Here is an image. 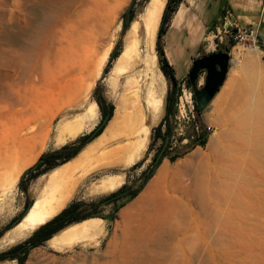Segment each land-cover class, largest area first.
<instances>
[{"label": "rangeland", "instance_id": "374dc122", "mask_svg": "<svg viewBox=\"0 0 264 264\" xmlns=\"http://www.w3.org/2000/svg\"><path fill=\"white\" fill-rule=\"evenodd\" d=\"M129 2L130 0H0V142L19 138L24 142V158L33 156L30 163L22 169L16 184L7 190L9 192L3 193L0 188V239L23 217L28 203H32L36 197L38 182L45 180L49 171L64 162L58 158L51 167L45 163L30 173H26L27 170L41 156L56 152L63 146H80L79 152L94 141L104 128L85 142L101 122L108 107H111L110 117L113 114L128 77L134 75L140 79V83H151L153 94L161 101L160 117L150 129L144 158L118 173L125 177L123 184L117 190L102 196L87 194L85 190L89 183L106 173L97 171L88 175L69 202H81L82 215L90 214L103 220L104 230L96 243L85 247L77 243L64 248L47 247L45 243H40L27 251L23 264H210L208 253L198 255L199 229L197 219L195 220L198 207L194 196L197 177L188 172L181 175V188L171 193V196L180 200L182 213L172 220L168 230L171 233H164L157 258L136 263L134 257H127V253L122 250L123 240L120 239L117 249L109 244L116 229L119 212L141 193L163 162L173 165L179 160L185 165L204 161L203 165L206 169L209 168L207 172L210 176L213 175L214 168L219 166L222 158L220 143L218 144L223 136L220 118L228 109L229 97L246 77L264 79V39L259 35L254 38L243 36L241 32L247 29L239 26L212 22V19L209 20L211 13L208 10L203 13L195 7L192 0H181L176 10L180 7L183 17L180 23L174 24L172 20L175 10L165 23L158 43H153L155 58L151 59L149 55L141 53L131 70L118 78H111L113 62L123 48V37L132 21L144 14L149 0L134 1L129 12L132 21L124 29L125 9ZM166 3L167 0L163 10ZM114 9L115 17L111 19L110 13ZM97 13L110 22L102 23L100 17L99 23ZM230 40L233 41L232 45L229 44ZM156 45L162 49L173 69L175 84L159 69ZM236 45L242 46V55L251 47H257L260 50L258 63L244 61L237 66L229 64L224 81L214 97L204 109H196L192 87L187 80L192 61L218 48L226 49L230 59ZM112 50L111 60L104 62L105 55L109 56ZM101 61L104 62V74L98 81L102 71L98 75L95 70L98 67L95 65L102 64ZM202 78L203 75L200 74L197 87L202 83ZM172 93L175 96L173 113L166 116V99ZM93 102L96 104L95 114L81 135L68 139L65 145H55L58 125L82 115ZM158 125L162 137L156 138L154 128ZM202 132L205 133V138L204 145L200 146L197 140ZM165 137L168 142L162 157L153 165V158L159 152ZM211 140L215 142L208 146ZM67 152L64 151L61 156ZM124 189L126 193L117 196ZM107 197L112 198L104 202ZM207 225L209 226L208 223ZM27 238L8 246L0 244V253ZM20 256L18 253L16 257H6L0 262L17 264ZM215 264H222V261L217 257Z\"/></svg>", "mask_w": 264, "mask_h": 264}, {"label": "bare ground", "instance_id": "6f19581e", "mask_svg": "<svg viewBox=\"0 0 264 264\" xmlns=\"http://www.w3.org/2000/svg\"><path fill=\"white\" fill-rule=\"evenodd\" d=\"M164 2L149 0L144 14L132 21L123 37L122 51L113 62L111 78H118L131 70L141 53L155 58L153 43ZM115 13V9L110 13L111 19ZM97 16L98 20L101 15L97 13ZM182 17L179 7L174 13L173 23L177 25ZM101 21L110 22L102 17ZM242 50L239 45L233 48L229 64L258 63L260 50L257 47H251L245 55H242ZM104 62L95 65L98 75ZM229 98L228 109L226 107L220 118L223 136L218 144L221 145L222 158L213 175L207 172L209 168L203 165L204 161L185 165L179 160L173 165L163 162L141 193L119 212L109 245L117 249L120 239L123 240L121 249L127 257H134L136 263L157 258L163 235L171 233L168 230L172 220L182 213L180 200L171 193L181 188V175L188 172L197 177L194 196L198 207L195 217L199 229L198 255L208 253L210 264H215L217 257L222 264H264V79L246 77ZM160 106L161 101L153 94L151 83H140L134 75L128 77L103 132L76 157L53 168L45 175V180L38 182L35 199L19 223L2 236L0 244L8 246L23 240L54 218L92 173L106 172L89 183L85 190L87 194L102 196L117 190L125 179L118 173L144 158L150 129L160 117ZM95 108L93 102L82 115L61 122L57 127L55 145L61 146L83 132L92 120ZM214 142L209 141L208 146ZM32 157L24 158V142L19 138L0 142V188L3 193L16 184ZM103 230L102 219L88 218L65 228L44 243L54 248L77 243L85 247L95 244Z\"/></svg>", "mask_w": 264, "mask_h": 264}, {"label": "trees", "instance_id": "16d2710c", "mask_svg": "<svg viewBox=\"0 0 264 264\" xmlns=\"http://www.w3.org/2000/svg\"><path fill=\"white\" fill-rule=\"evenodd\" d=\"M180 2H181V0H167L166 6H165V8H164V10H163V12L161 14V21L163 23H162V26H161L160 35L163 32V28L165 26V23H167V21L170 19L171 15L175 12V10H176L177 6L180 4ZM128 18H129V21L131 22L132 19H131L130 15L128 16ZM229 44L232 45L233 41L230 40ZM156 50L158 51V55H159V69H160V71L163 73L164 76L168 77L173 84H175L176 81H175V78H174L173 69L168 64V62H167V60H166V58H165V56H164V54L162 52V49L158 45H156ZM166 100H167L166 116H168V115L173 113V104H174V101H175V96L173 95V93L168 95ZM194 107L197 109L195 104H194ZM106 111H109L111 113V107H108ZM154 132L156 133L155 134L156 138L162 137V134H160L159 125L154 128ZM100 134L101 133H99L97 136H99ZM204 138H205V133L204 132L199 134L198 140H197L198 145H200V146L204 145ZM79 147L76 146V147L71 148L69 146H63L62 148H60L56 152L44 155L42 162L40 164H38L35 168H33L32 171H34L40 165H43L45 163H48L49 167H51V166L54 165L53 162L56 159H58V158H61V160L64 163L70 161L71 159L76 157L78 155V153L82 150L81 149L78 152ZM64 151H68V152H67L66 155L61 156V154ZM156 155L154 156V158L156 157ZM154 158H153V160H154ZM174 159H175V157L174 158H170V161H173ZM153 165H156V164L154 163ZM32 171H30V168H29L26 173H30ZM149 176H151V172L149 173ZM107 199L109 200L110 197L109 198L107 197ZM81 206H82L81 202H72V203L68 204L54 218H52L51 220H49L45 224H43L40 227H38L35 231H33V233L26 240H24L23 242L13 246L12 248L7 250L6 252L0 253V260L3 259V258H6V257H8V258L16 257V254L20 253L21 256L17 259V261H18L17 264H23V262H24V260L26 258L27 251L30 248L36 247L40 243H42L44 241L47 242L53 236L58 234L60 231L64 230L65 228H67V227H69L71 225H74V224H77L79 222H82V221H84V220H86L88 218H93V216L90 215V214L82 215V212H81V209H80ZM0 263H2V262H0Z\"/></svg>", "mask_w": 264, "mask_h": 264}, {"label": "water", "instance_id": "95a60500", "mask_svg": "<svg viewBox=\"0 0 264 264\" xmlns=\"http://www.w3.org/2000/svg\"><path fill=\"white\" fill-rule=\"evenodd\" d=\"M134 1L135 0H130V2L128 3V5L125 9L124 29L128 26V23H129L128 16H129V12L132 8ZM162 23L163 22L160 20L158 27L156 29V33H155V37H154V41L156 44L158 43L159 38H160ZM112 56H113V50L110 52V54L108 56L107 63L111 60ZM229 63H230L229 62V54L228 53H220V52L214 53V54H209V55L197 58L192 62L190 69L187 73V80L192 87V96L194 98V102H195L197 109H199V110L204 109L206 107V105L214 97V95L218 91V88L221 86L222 82L224 81ZM202 71L204 74L205 82H204V85L201 88H199L195 85H196L197 80L200 76V72H202ZM103 74H104V72L102 71V74L100 75L98 81L101 80ZM110 114L111 113L109 111H106V113L103 115L101 122L91 132V134L86 138L85 142H87V140L92 138L97 132L102 130V128L104 127L106 122L109 120ZM167 142H168V138L165 137L163 145L161 146L159 152L157 153L156 157L153 160V162L155 164H157L158 160L162 157V154H163L164 149L167 145ZM43 156H41L39 158V160H37V162L30 168V171H32L33 168H35L38 164H40L42 162ZM123 194L124 193H119V194H117V196H121ZM111 198L112 197H110V199ZM107 200H104V202ZM30 204H31V202L28 203L27 208L30 206ZM26 210H25V212H26ZM44 242H42V243H44Z\"/></svg>", "mask_w": 264, "mask_h": 264}, {"label": "crops", "instance_id": "0c3cea01", "mask_svg": "<svg viewBox=\"0 0 264 264\" xmlns=\"http://www.w3.org/2000/svg\"><path fill=\"white\" fill-rule=\"evenodd\" d=\"M200 11L211 13L209 20L225 26L249 29L264 39V0H192Z\"/></svg>", "mask_w": 264, "mask_h": 264}, {"label": "flooded vegetation", "instance_id": "af4514ba", "mask_svg": "<svg viewBox=\"0 0 264 264\" xmlns=\"http://www.w3.org/2000/svg\"><path fill=\"white\" fill-rule=\"evenodd\" d=\"M218 52H220V53H227V51H226V49H222V48H218V49H216L215 51H213V52H211V53H209V54H214V53H218ZM209 54H207V55H209ZM203 56H206V55H202V56H200V57H203ZM199 57V58H200ZM197 59V58H196ZM194 61V60H193ZM192 61V62H193ZM217 69V68H216ZM200 74L201 75H203V78H202V83H199L198 84V87L199 88H201L203 85H204V82H205V79H204V74H203V71L202 72H200ZM196 85H197V83H196ZM195 85V86H196ZM103 115H104V113H103ZM156 155V154H155ZM119 193H126V189H124V190H122L121 192H119Z\"/></svg>", "mask_w": 264, "mask_h": 264}, {"label": "built area", "instance_id": "2783aa9c", "mask_svg": "<svg viewBox=\"0 0 264 264\" xmlns=\"http://www.w3.org/2000/svg\"><path fill=\"white\" fill-rule=\"evenodd\" d=\"M241 34L243 36H248V37H251V38H254L255 34L252 30H244L241 32Z\"/></svg>", "mask_w": 264, "mask_h": 264}]
</instances>
